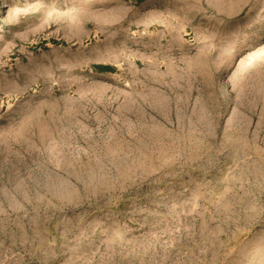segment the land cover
Returning <instances> with one entry per match:
<instances>
[{
  "label": "rangeland",
  "instance_id": "374dc122",
  "mask_svg": "<svg viewBox=\"0 0 264 264\" xmlns=\"http://www.w3.org/2000/svg\"><path fill=\"white\" fill-rule=\"evenodd\" d=\"M0 264H264V0H0Z\"/></svg>",
  "mask_w": 264,
  "mask_h": 264
}]
</instances>
